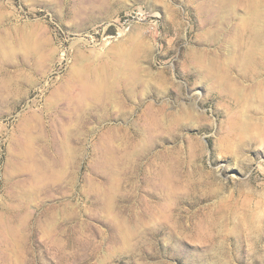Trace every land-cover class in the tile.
Returning <instances> with one entry per match:
<instances>
[{"label": "rangeland", "instance_id": "rangeland-1", "mask_svg": "<svg viewBox=\"0 0 264 264\" xmlns=\"http://www.w3.org/2000/svg\"><path fill=\"white\" fill-rule=\"evenodd\" d=\"M204 3L0 0V264H264V0Z\"/></svg>", "mask_w": 264, "mask_h": 264}, {"label": "bare ground", "instance_id": "bare-ground-1", "mask_svg": "<svg viewBox=\"0 0 264 264\" xmlns=\"http://www.w3.org/2000/svg\"><path fill=\"white\" fill-rule=\"evenodd\" d=\"M231 1L232 0H205V3H204V7H205V11H207L210 15H211V19L210 20V23L212 25H214V27L216 26L217 23H219L220 21L221 22H224V21H229L231 20L232 18H235V19H238L240 20V16H238V13L237 12H233L232 11V8H231ZM261 7H264L261 6ZM259 7V8H261ZM252 8H255V6L252 5ZM259 8H256L257 10H254V13H249V20L251 23H257L259 22L260 20L258 19H262L264 17V8L262 10H259ZM259 10V11H258ZM206 13V12H205ZM207 13V14H208ZM209 16V15H208ZM207 16V17H208ZM255 17V19L257 21H253L251 18ZM207 19V20H208ZM208 20V21H209ZM263 20V19H262ZM264 22V21H263ZM262 22V23H263ZM257 26V25H256ZM251 28V33H250V36H246L247 38H242V33H241V36L240 35H235V39L236 41L239 43V45H242L241 48H240V52L242 53V60L245 62L244 65L246 64V62H251L255 56V53L258 51V52H262L261 48H260V37L259 35L255 32L256 30H258V27L257 29L255 30V27H250ZM245 29V28H244ZM243 29V30H244ZM247 30V29H246ZM255 30V31H254ZM241 32V31H240ZM239 32V33H240ZM249 32L247 31V34ZM246 34V35H247ZM245 36V35H244ZM262 36V35H261ZM231 40V39H230ZM232 42H234L232 40ZM235 43V42H234ZM233 43V44H234ZM236 45V44H235ZM238 45V46H239ZM234 46V45H233ZM262 46V45H261ZM235 47V46H234ZM237 47V46H236ZM240 47V46H239ZM237 52V51H236ZM264 53V52H262ZM264 55V54H263ZM261 56V54H260ZM240 57V56H239ZM228 58V57H227ZM226 58V59H227ZM230 58V57H229ZM261 58V57H260ZM231 60H234V59H231ZM230 60V61H231ZM258 62V61H257ZM251 64V63H249ZM256 64V63H255ZM242 66V65H241ZM240 66V67H241ZM251 66V65H250ZM237 67V66H236ZM245 68V67H244ZM254 69V67H253ZM246 71V70H245ZM93 92V93H92ZM101 91L100 90H94V85L92 86H89L88 89H87V93L89 95H93L92 96V99L93 98H98L97 96H95L96 94H99ZM85 93V92H84ZM85 93V94H87ZM87 94V95H88ZM88 95V96H89ZM73 109V108H72ZM72 112V111H71ZM81 114V113H80ZM77 115V114H76ZM80 116V115H79ZM79 120V119H78ZM27 151V150H26ZM33 156V155H32ZM35 167V166H34ZM38 178V177H37Z\"/></svg>", "mask_w": 264, "mask_h": 264}]
</instances>
